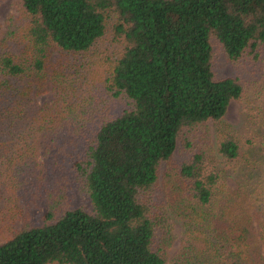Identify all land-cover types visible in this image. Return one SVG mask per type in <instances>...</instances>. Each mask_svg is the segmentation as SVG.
I'll return each instance as SVG.
<instances>
[{
    "label": "trees",
    "instance_id": "obj_1",
    "mask_svg": "<svg viewBox=\"0 0 264 264\" xmlns=\"http://www.w3.org/2000/svg\"><path fill=\"white\" fill-rule=\"evenodd\" d=\"M19 1L26 44L0 53V133H18L19 125L21 136L37 137L38 164L52 161L31 169L28 184V208L45 203L41 221L23 222L0 241V264H264V127L251 166L255 223L233 211L245 199L244 186H226L225 168L242 158L228 125L216 129L223 169L203 149L177 164L170 159L183 131L218 121L239 98L236 77L214 76L210 39L231 61L256 54L264 47V0ZM108 30L119 49L104 68L103 88L129 106L114 115L99 106L81 153L63 164L58 138L76 135L95 106H26L27 113L20 95L45 83L49 52H85ZM52 76L58 90L60 70ZM18 78L28 85L14 98L11 80ZM160 165L163 197L174 203L184 196L198 208L169 262L164 217L151 203ZM70 180L88 208L68 204Z\"/></svg>",
    "mask_w": 264,
    "mask_h": 264
},
{
    "label": "rangeland",
    "instance_id": "obj_2",
    "mask_svg": "<svg viewBox=\"0 0 264 264\" xmlns=\"http://www.w3.org/2000/svg\"><path fill=\"white\" fill-rule=\"evenodd\" d=\"M26 21L21 10L19 0H0V53L19 50L26 44L25 33ZM211 44V67L216 77L234 76L242 87V92L237 99H231L226 111L218 121L208 120L205 124L185 130L177 140L175 149L171 155V162L178 163L187 158L192 152L203 149L206 154L215 160L217 167L223 169L221 158L216 152L218 126L228 125L236 139L242 145V158L235 165L225 168L224 174L226 186L233 190L237 185H243L247 190L245 199L233 210L236 218L243 219L250 215L255 223L253 208L249 205L251 197L249 190L255 187L256 172L252 159L257 150L258 142L262 139L264 127V47L258 48L256 54H244L242 57L229 60L220 43L210 39ZM119 49V43L113 38L110 30L101 36L87 51L79 53L49 52L46 56V74L48 78L42 87L29 90L28 95H20L23 99L20 106H25L27 113L38 106H95L91 111L88 121L80 122L76 135L68 136L65 132L58 138L55 148L62 146L58 152L64 155L61 161L66 164L67 159L80 154L90 128L97 120L98 107L104 106L111 115L117 114L122 108L129 106V99L123 96L111 97L103 88L104 68L108 61L113 58ZM52 69L61 72L58 80V90L55 87ZM13 92L11 96L19 98V92L24 90L25 78L11 80ZM36 88V87H35ZM26 106H30L26 108ZM13 135L0 133V241L5 239L15 228L23 222L39 223L45 203L36 201V206H27L29 199L28 184L30 182L31 169L44 167L45 163L52 160L48 156L43 162L40 151L33 145L37 137L32 133L21 136L22 128L16 125ZM72 139V142L67 141ZM189 141L184 145L185 139ZM252 138L253 147H246L248 139ZM65 140V142H61ZM67 141V142H66ZM65 143V144H64ZM53 152L54 150L51 149ZM71 155V156H70ZM60 157V156H59ZM245 158V160H244ZM249 163V164H248ZM253 165V166H254ZM67 166V165H66ZM36 167V169H35ZM250 168L252 171L250 172ZM162 165L159 168V180L151 194V203L157 207L164 217L160 220L161 230L166 233L168 242L165 245V256L170 261L174 253L181 248L183 239L189 229V218L198 208L188 198H176L174 203L163 197L160 189ZM66 169L62 171L63 174ZM49 173L48 176H51ZM254 177H251V176ZM69 177V175H68ZM25 178V180H24ZM66 192L67 202L71 206L89 207L86 194L77 183L68 182ZM257 186V182H256ZM56 264V263H48Z\"/></svg>",
    "mask_w": 264,
    "mask_h": 264
}]
</instances>
